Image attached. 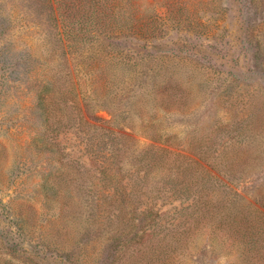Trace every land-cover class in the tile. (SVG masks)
<instances>
[{"label": "rangeland", "instance_id": "374dc122", "mask_svg": "<svg viewBox=\"0 0 264 264\" xmlns=\"http://www.w3.org/2000/svg\"><path fill=\"white\" fill-rule=\"evenodd\" d=\"M52 3L0 0V264H264V0Z\"/></svg>", "mask_w": 264, "mask_h": 264}, {"label": "trees", "instance_id": "16d2710c", "mask_svg": "<svg viewBox=\"0 0 264 264\" xmlns=\"http://www.w3.org/2000/svg\"><path fill=\"white\" fill-rule=\"evenodd\" d=\"M52 1L53 0H46V2H47V5L49 6V8H51V12H52V14L54 13V9H53V7L52 6H54L53 5V3H52ZM87 1H89L90 2V4H93V5H97L98 3H99V1H101V0H87ZM95 19V18H94ZM99 21V20H98ZM52 26H53V28L55 29V30H57L58 31V29L60 28L59 27V24H58V21H57V19L56 18H54L53 19V22H52ZM82 85V84H81ZM81 85L79 86V84H78V90L80 91V92H82V89H81ZM39 88H38V92H37V98H38V100H40V101H42V103L44 102V106H43V108H44V111H46L47 110V104H46V102L44 101L45 100V97H46V94H47V92H48V90H49V82L48 81H44L43 83H42V85H39L38 86ZM84 105H85V102H84ZM47 115V114H46ZM95 128H98L97 126H94ZM145 134V133H144ZM146 135H148L152 140L154 139H159V137L158 138H156L155 136H153L152 134H146ZM159 152V153H158ZM165 152H166V149H164V148H160V147H155L154 145H149V148H147L146 150H144L142 153H144L143 155H142V159H145L144 160V164H145V166H144V173L146 172H148L149 170H151L153 167H161L162 168V170H163V172H164V175H165V164H164V162H162V157L161 156H159L160 154H165ZM111 155H113L112 153H110ZM108 157H109V155H107ZM103 173H104V170H103Z\"/></svg>", "mask_w": 264, "mask_h": 264}]
</instances>
